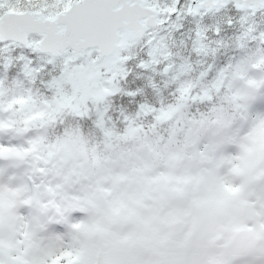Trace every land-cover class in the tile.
<instances>
[{
	"label": "rangeland",
	"instance_id": "obj_1",
	"mask_svg": "<svg viewBox=\"0 0 264 264\" xmlns=\"http://www.w3.org/2000/svg\"><path fill=\"white\" fill-rule=\"evenodd\" d=\"M188 23L195 27L194 22ZM243 33L254 35L245 31L239 34L241 38ZM259 52L248 64L244 60L236 63L234 72L209 81L208 87L201 84L198 88L197 79L194 84L181 82L177 73L180 69L171 67L173 78L166 87L171 89L169 94L176 95L162 105L143 99L134 109L144 119L140 123L134 122L138 117L131 116L129 106L109 111V103L97 110L91 124L83 120L85 126L78 125L76 116L63 114V106L51 112L39 109L30 96L18 94V86L5 83L0 87V128H3L0 130L7 134L0 135L3 260L15 264H65L66 257L62 259L59 253L69 249L79 254L75 260L69 257L70 264H89L91 260L97 261L96 264H264V92L254 94L245 87L251 76L249 67L257 62ZM223 86L226 93L219 90ZM214 95L225 97L235 109L207 120V125L196 118L198 126L192 129L195 120L188 109L195 101ZM75 111L88 113L86 105ZM215 120L225 130L218 144L201 145L188 155L184 145L181 146L184 133L191 146L193 140L207 135ZM43 131L57 133L47 158L50 171L95 150L105 154L104 162L119 164L121 168L115 177L123 180L130 175L125 167L124 148L139 140L140 145L134 150L138 159L145 162L159 159L158 154L148 156V149L154 147L157 152L161 149L168 153L173 161L181 159L183 164L174 165H179L180 171L170 164L166 173H155L144 181L141 177L142 183L136 180V184L134 177L131 186L118 188L110 199L99 196L103 207L101 203L93 209L99 211L95 219L83 221L78 244L73 245L69 232H60L57 225L52 226L41 216L43 211L50 213V208L43 207L45 199L42 203L38 201L34 178L33 202H29L30 188L24 179L26 168L22 163L25 156L15 155L10 161L13 145L18 146L24 140L22 148H25ZM165 131L169 141L158 146ZM150 137L156 138L153 143ZM88 158L92 159L91 155ZM197 161L196 172L182 173L188 164ZM38 163L41 165L35 160ZM64 177L69 178L70 171ZM42 187L46 195L55 191L51 183ZM51 207L55 214L64 209L57 201ZM78 223L80 226L81 222Z\"/></svg>",
	"mask_w": 264,
	"mask_h": 264
},
{
	"label": "snow or ice",
	"instance_id": "obj_2",
	"mask_svg": "<svg viewBox=\"0 0 264 264\" xmlns=\"http://www.w3.org/2000/svg\"><path fill=\"white\" fill-rule=\"evenodd\" d=\"M189 21L199 55L233 33L264 35V0H0V87L91 124L106 104L140 106Z\"/></svg>",
	"mask_w": 264,
	"mask_h": 264
},
{
	"label": "trees",
	"instance_id": "obj_3",
	"mask_svg": "<svg viewBox=\"0 0 264 264\" xmlns=\"http://www.w3.org/2000/svg\"><path fill=\"white\" fill-rule=\"evenodd\" d=\"M194 28V25L188 23L185 31L178 37L173 38L172 46L173 52L176 53V58L172 63L167 65L169 69H166L164 71L163 75L161 76V82L159 84H156L154 88L147 94L142 93V100H149L148 102L150 103L162 105L164 101L167 102L172 99V97L168 96L169 89L166 87V85L169 84V80L173 78L172 69L174 67H178V69H180V71H177L179 79H182L180 81H183L187 78H193L192 80L197 79L200 85L203 84L204 86L208 87L209 81L213 82V80L216 79L219 75L234 72L235 65L236 63H238V61L243 62L244 60V62H247L248 64L251 60V57L255 55L258 50L261 51L259 52L258 57L260 60L257 59V62H254L252 64V68L255 70V73L253 75L251 74L249 83L247 82V84H245V87L249 91L250 89H252V93L254 94L264 92V35H261L259 37L257 35L247 36L245 35V33H243V38H241L240 35L234 37L236 33H233L231 36L227 37V40L225 41L223 46H218L215 44L205 46L201 49V53L197 55L192 51V29ZM256 48L258 49L256 50ZM171 67L172 69L170 70ZM256 73H260V75H262V78L260 79V75ZM255 74L256 76H254ZM200 85H198L199 88L201 87ZM219 90L221 93L225 92L226 86L220 87ZM211 94L213 93L211 92ZM194 104L195 108L199 106L200 110L205 113V116H198L196 114L197 112L193 110L195 112V115L198 117H195V115H193L192 119L195 120V125L192 127V129H195L198 126V124L196 123V118L199 119V122L201 120L204 124L207 125V120L212 118L217 119V116L222 114L226 115L228 114V109L230 111H233L234 108L231 107L232 103L228 102V99L221 96L219 97L218 95H214L211 99L207 98L205 100L195 101ZM127 106L131 108V116H134L136 114V111L134 110L136 109V107H134L133 105ZM108 113L111 116V112ZM137 117L138 118H134V122L140 123L143 118L139 122L140 115H137ZM148 118L150 119V117ZM149 119L148 121L151 120ZM75 123H77L78 125L85 124L83 123V120L79 118ZM217 123L218 122L215 120L211 124V128H208L207 135L205 134V137L199 138L196 141L193 140V143L195 145L192 144L190 146L187 144L188 141L186 139L188 138L184 133L181 139V146L184 145V151L189 155L192 154L193 148H195L193 151L195 152L199 147H201V145L208 144L209 147H211V145L218 144L217 142L220 138V134L224 133L225 130L221 128L220 123ZM188 131L189 130H187V132ZM166 132L167 131H165V133ZM0 133H2L1 130ZM200 133V135H203L202 131H200ZM55 135H57V133L52 135V133H49V131H43V133L40 132L38 134V139L33 141L31 140V144H26L25 148H22L25 144L24 140L22 142H19L18 146L13 145V148H10L9 151L11 153L10 161L12 162L14 160L15 155H24L25 157H23L22 163L26 165V167H29L30 165L33 166L32 177L38 184V188H36L35 190V192L38 194V201L41 200L42 203V199H45L43 207L50 208L48 209L50 213L47 214L43 211L41 213V216H43L48 222H50L52 226H59L58 230L60 232H69L71 239L74 241L73 245L78 244L77 237L81 235L83 221L91 218L95 219L99 211L93 209L101 206V203L103 207V199H101L99 196L105 197V200L110 199L113 196L112 194L118 188H123L125 187V185L131 186L134 177L135 183L136 180L139 181V183H142L144 179L146 180L150 175L153 176L155 173H166L167 171H169L171 168L170 164L172 165V167H174L175 171H180V166L181 164H183L181 159L179 161H173L172 159H170L168 153L162 151L161 149L159 150V152H157L154 147H150L148 149V156L152 158L155 156L154 154H158L159 159L151 160L150 162H145L138 159L136 153H134V150L140 145H138V142L141 141L139 140V137H137V140L139 141H137L135 144L134 142H131V144H127L124 148L126 150L123 158L125 161V167L130 175H127V177H125L123 180H120V177L118 176L115 177L118 168H121L119 164H110L104 162L105 154L100 151L96 152L95 150L91 153L87 152V155H81L76 157L75 159H72L70 162L60 166L55 171H53V169L50 171L51 166L48 163L47 158L50 155L51 147L56 142V138L54 137ZM166 137L168 138L167 133L165 136L163 135V137H160V139L158 140L159 144L157 145L159 146L160 144L169 141V139H166ZM150 138L152 139V143L154 142V139H156L153 137ZM172 147L173 146H171V148ZM90 155L92 159L88 158L90 157ZM162 157L165 158L166 161H163ZM168 158L170 160H168ZM35 160L37 162L40 161L41 165L39 163L38 165H36ZM43 161L45 162L44 165H42V163H44ZM179 162L180 166H174ZM82 166L85 167V174H83ZM197 168L198 161L194 165L188 164L187 167L182 170V173L186 175L188 171H190V173L192 174L193 172L191 171L195 170L196 172ZM67 171H70L69 178L64 177ZM90 171H92L94 174H90ZM77 173L78 178L76 179ZM129 177L132 178L129 179ZM141 177L143 178V181ZM50 183L52 188H55V191L50 195H46L45 190L43 191L42 185H48ZM81 185L83 186L81 187ZM35 198L37 199V196ZM53 201H57L59 205H63L62 208L64 209L61 214H55V212L52 211L51 205ZM39 205L40 203L37 204L36 209H38ZM90 209H92L93 212ZM38 213L40 212L38 211ZM79 221L81 222L80 226L78 223ZM71 250H73V248H71ZM4 252V248H0V264H15L13 262H7L3 260L1 255ZM59 256L62 257V259L66 257L65 264H68L67 260H69L70 256L75 260L79 256V254L76 250H74V252H71L68 249L67 251L65 250L64 252H60ZM71 262L72 261L69 260V264Z\"/></svg>",
	"mask_w": 264,
	"mask_h": 264
}]
</instances>
